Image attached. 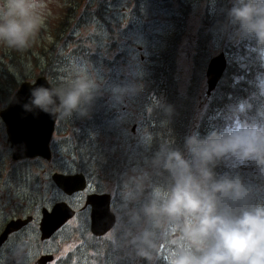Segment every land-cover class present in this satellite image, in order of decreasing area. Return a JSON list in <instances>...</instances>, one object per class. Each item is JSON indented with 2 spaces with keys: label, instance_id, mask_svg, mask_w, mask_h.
<instances>
[{
  "label": "rangeland",
  "instance_id": "obj_1",
  "mask_svg": "<svg viewBox=\"0 0 264 264\" xmlns=\"http://www.w3.org/2000/svg\"><path fill=\"white\" fill-rule=\"evenodd\" d=\"M45 3L47 7L42 13L46 27L41 29L31 47L21 52L0 43V111L16 91L12 81L21 83V75L26 81L33 82L42 72L45 77L50 73L62 85L87 69L102 87L88 116L73 115L70 119L58 120L50 142L54 156L49 162L13 160L0 120V233L10 220L32 218L23 231L1 248L0 264H16L12 253L21 237L28 238L33 247L32 264L45 254L54 257L48 264H56L85 243L94 242L89 231V208H84V196L88 193L110 195L111 210L117 218L121 215L123 183L129 175L146 172L150 186H159L151 178L155 168L149 161L150 156L145 155L146 151L154 149V139L158 136L144 124V115L148 111L145 86L152 58L164 51L169 38L177 43L176 80L181 92L191 76L197 41L202 33L210 32L212 57L224 52L227 60L239 67H255L256 92L250 103L245 104L250 105L248 109L257 107V116L247 122L259 120V113L264 111V95L260 90V82L264 80V49L252 37L237 36L232 25L223 27L219 21L211 20L213 16L222 15L221 0H82L81 3L77 0H45ZM64 22L70 23V27L67 23L68 29L62 32L61 23ZM47 79L50 81L49 77ZM131 84L141 86V90L126 96L123 103L115 102L109 87ZM205 88L204 79L199 110L210 98L204 97ZM198 111V118L190 124L189 135L197 132L199 127ZM84 136L95 144L91 147L97 152L98 164H108L109 170L95 179L89 178L85 192L67 198L52 183L50 176L54 172L79 173L80 169L86 172L91 167L86 160L89 153L84 145L86 142L81 141ZM221 163L223 174L240 176L253 190V203L264 202V175L254 165L227 160ZM18 166L23 167L22 173L13 175L11 172ZM150 191L151 187L145 192L144 199ZM60 201L75 208L76 215L50 240L42 242L38 230L41 211L50 210ZM181 229L179 223L167 225L159 241L160 264H167L173 248L184 243ZM103 237L114 240V227ZM119 245L122 254L109 257L108 264L143 262L135 258L132 249L122 240Z\"/></svg>",
  "mask_w": 264,
  "mask_h": 264
},
{
  "label": "clouds",
  "instance_id": "obj_2",
  "mask_svg": "<svg viewBox=\"0 0 264 264\" xmlns=\"http://www.w3.org/2000/svg\"><path fill=\"white\" fill-rule=\"evenodd\" d=\"M46 7L45 0H0V43L21 52L31 47L46 27L42 13ZM227 17L237 36L252 37L264 49V0H232ZM101 87L85 69L60 86L30 88L23 108L26 112L38 109L59 119L86 117ZM109 90L115 102L123 103L141 86L112 85ZM260 90L264 95V80ZM157 106L171 114L170 106ZM248 107L242 103L239 111ZM259 116L251 123L236 120L203 138L198 133L189 135L185 150L161 145L150 163L167 173L171 184L166 188L150 186L146 172L127 177L114 242L122 240L135 258L158 264L164 230L168 224L179 223L184 243L173 248L167 264H264V202H252L253 190L240 176H218L214 171L227 160L251 163L264 175V111ZM12 254L16 264H32L30 240L21 237Z\"/></svg>",
  "mask_w": 264,
  "mask_h": 264
},
{
  "label": "trees",
  "instance_id": "obj_3",
  "mask_svg": "<svg viewBox=\"0 0 264 264\" xmlns=\"http://www.w3.org/2000/svg\"><path fill=\"white\" fill-rule=\"evenodd\" d=\"M77 1L81 3L82 0ZM231 2L232 0H221L224 8L223 13L217 18L213 16L211 20L219 21L223 27L229 26L227 10L232 7ZM68 22L61 23V28H63L62 32L70 27V23ZM67 23L68 27L66 26ZM65 36L67 37L68 34ZM210 41V32L206 34L202 33L198 39L192 60L191 76L184 92L180 91L176 80L177 43L172 38H169L164 51L157 54L155 56L157 58H152V64L148 67L149 77L147 78L148 80L145 86L148 93L146 96L148 111L144 115V124L150 132H157L158 136L154 139V149L146 151L147 153L145 152L147 158L150 156L149 161H151L155 152L160 150L161 145H170L171 147L185 150L184 142L185 138L189 136L190 124H192L193 119L198 118L196 112L200 106L199 96L205 79L207 64L212 58V52L209 46ZM248 67L245 69L228 61L219 84L210 98L198 111L199 120L197 122L199 127L196 130L197 132L194 131L193 134L201 132L203 134L201 138H203L207 136V133L223 130L236 120L247 122L249 118L253 119L257 116V107L253 106L252 109L246 108L243 113L239 112V106L242 103H250L253 93L256 92L254 86L256 75H253L255 67ZM40 75L43 76L45 73L42 72ZM47 75L53 87L60 86V82L54 79L53 74L49 73ZM25 80L27 79H23L21 75V81ZM53 80L55 81L53 82ZM19 84V82L13 83L12 81V87L15 90H17ZM158 103L164 106H170L171 114H167L163 107L157 106ZM81 141L87 143H84L89 150L86 160L90 163L91 167L86 172L83 169L79 171L92 179L97 178L98 175L106 174L109 166L103 162L98 164L99 158L97 152L91 147L95 144L86 136ZM33 161L41 160L36 159ZM22 168L18 166L11 173L13 175L20 174L22 173ZM154 171L155 175L151 176L153 182L162 188L169 187L171 179L168 174L156 168ZM214 171L218 176L223 175L221 162ZM15 235H12L10 239L15 238ZM116 253L118 256L122 254V246L115 243L114 240L109 241L104 237L94 238V242L85 243V245L80 246L74 252L67 254L66 257L60 258L56 264H108L109 257L114 258ZM141 264H147V262L143 260ZM158 264H160V260Z\"/></svg>",
  "mask_w": 264,
  "mask_h": 264
},
{
  "label": "water",
  "instance_id": "obj_4",
  "mask_svg": "<svg viewBox=\"0 0 264 264\" xmlns=\"http://www.w3.org/2000/svg\"><path fill=\"white\" fill-rule=\"evenodd\" d=\"M228 64L226 54L220 52L212 57L205 72L204 97L209 98L219 84ZM44 85L53 87L45 76L36 78L33 82H22L11 97L8 105L0 111L7 136V142L13 160L22 161L40 158L51 160L50 140L54 133L57 117L33 110L26 112L23 105L28 102L29 90L32 87ZM56 187L66 196L82 193L86 189V179L82 173L64 175L55 173L51 177ZM89 207V230L94 237L105 236L115 225L116 217L111 210V197L108 194H90L86 197L84 208ZM73 210L65 201L56 203L50 210L42 209L38 224L40 241L50 239L70 219L75 216ZM32 218L8 221L0 233V249L9 237L20 232ZM54 260L53 255L41 256L35 264H48Z\"/></svg>",
  "mask_w": 264,
  "mask_h": 264
},
{
  "label": "flooded vegetation",
  "instance_id": "obj_5",
  "mask_svg": "<svg viewBox=\"0 0 264 264\" xmlns=\"http://www.w3.org/2000/svg\"><path fill=\"white\" fill-rule=\"evenodd\" d=\"M52 156H54V154L52 153ZM55 173H58V172H54L53 174H55ZM53 174H51V176H50V179H51V177H52V175ZM58 174H60V173H58ZM61 174H65V173H61ZM74 174H76V172L75 173H67V174H65V175H74ZM86 180H87V183H88V181H89V177H87L86 176ZM51 181H52V179H51ZM52 183H53V181H52ZM91 194H96V193H91ZM88 195H90V194H87V195H83L84 197H85V201H86V197L88 196ZM75 196V195H74ZM68 198V197H67ZM68 204V203H67ZM69 205V204H68ZM70 206V205H69ZM75 209V208H74Z\"/></svg>",
  "mask_w": 264,
  "mask_h": 264
},
{
  "label": "bare ground",
  "instance_id": "obj_6",
  "mask_svg": "<svg viewBox=\"0 0 264 264\" xmlns=\"http://www.w3.org/2000/svg\"><path fill=\"white\" fill-rule=\"evenodd\" d=\"M61 174V173H60ZM65 175V174H64Z\"/></svg>",
  "mask_w": 264,
  "mask_h": 264
}]
</instances>
